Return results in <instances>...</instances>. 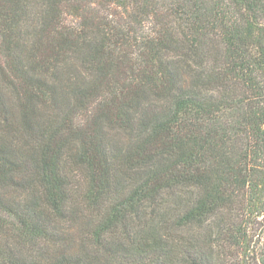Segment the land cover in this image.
Masks as SVG:
<instances>
[{
	"label": "trees",
	"instance_id": "1",
	"mask_svg": "<svg viewBox=\"0 0 264 264\" xmlns=\"http://www.w3.org/2000/svg\"><path fill=\"white\" fill-rule=\"evenodd\" d=\"M0 264H264V0H0Z\"/></svg>",
	"mask_w": 264,
	"mask_h": 264
}]
</instances>
